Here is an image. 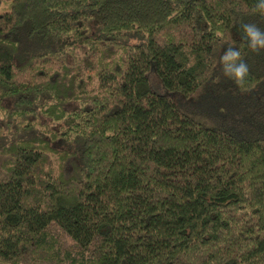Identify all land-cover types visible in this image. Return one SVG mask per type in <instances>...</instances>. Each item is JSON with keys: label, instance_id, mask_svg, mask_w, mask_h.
Here are the masks:
<instances>
[{"label": "trees", "instance_id": "1", "mask_svg": "<svg viewBox=\"0 0 264 264\" xmlns=\"http://www.w3.org/2000/svg\"><path fill=\"white\" fill-rule=\"evenodd\" d=\"M257 2L0 0V264H264Z\"/></svg>", "mask_w": 264, "mask_h": 264}, {"label": "clouds", "instance_id": "2", "mask_svg": "<svg viewBox=\"0 0 264 264\" xmlns=\"http://www.w3.org/2000/svg\"><path fill=\"white\" fill-rule=\"evenodd\" d=\"M253 12L264 17V0H258ZM240 27L242 37L247 41L249 50L257 55L264 52V30H261L255 23H242ZM219 63L225 78L232 80L237 89L241 91L248 90L245 85L250 69L239 50L229 46L220 57ZM217 82L214 81V83Z\"/></svg>", "mask_w": 264, "mask_h": 264}, {"label": "rangeland", "instance_id": "3", "mask_svg": "<svg viewBox=\"0 0 264 264\" xmlns=\"http://www.w3.org/2000/svg\"><path fill=\"white\" fill-rule=\"evenodd\" d=\"M97 83L94 80H91L90 84H89V88H94L96 87ZM0 115L1 112H0ZM47 232L49 234H52L54 237H56L58 239V241L60 242V248L64 250L66 249L67 251L70 252V255H66L63 256V263L62 264H68L71 261V257L75 254L74 249L72 247H70V245L68 244V241L65 238L64 233L62 232V230L55 224L49 225L48 228L46 229ZM63 250V251H64ZM86 254L88 253V250L85 252Z\"/></svg>", "mask_w": 264, "mask_h": 264}]
</instances>
